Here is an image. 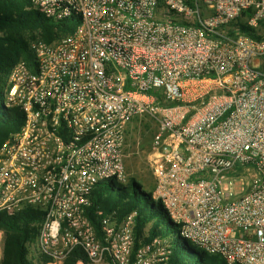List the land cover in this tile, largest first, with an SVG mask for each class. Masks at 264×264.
Instances as JSON below:
<instances>
[{"label":"built area","instance_id":"1","mask_svg":"<svg viewBox=\"0 0 264 264\" xmlns=\"http://www.w3.org/2000/svg\"><path fill=\"white\" fill-rule=\"evenodd\" d=\"M30 5L78 21L32 41L35 67L7 75L2 104L24 119L0 147V212L43 211L28 258L65 264L79 248L74 264H173L169 234L135 245L136 210L105 213L102 240L89 219L99 181L130 182L138 116L154 127L144 190L179 236L229 263L264 264V0Z\"/></svg>","mask_w":264,"mask_h":264},{"label":"trees","instance_id":"2","mask_svg":"<svg viewBox=\"0 0 264 264\" xmlns=\"http://www.w3.org/2000/svg\"><path fill=\"white\" fill-rule=\"evenodd\" d=\"M76 18L55 20L40 13L30 5V0H0V78L18 62L24 61L32 69L35 67V56L30 43L35 40L54 42L73 31ZM24 119L19 107H5L0 100V147L13 133L17 132ZM121 190V191H118ZM130 190V192H129ZM141 186L133 178L129 183L117 187L114 180L99 181L93 191L94 205L88 210L96 236L102 240L100 220L112 210L117 211L119 219L131 210H136L135 245L147 241L157 234H168L165 220L162 218L159 204L150 203L140 198ZM150 196V192H145ZM99 210L101 213L96 214ZM43 211L26 208L16 215L0 212V230L3 232V256L0 264H35L28 256V243L37 232L38 222ZM207 252H193L183 243H173V264H210ZM210 262L218 264L210 254ZM85 255L76 248L66 259L65 264H74L76 259ZM46 260L47 258L44 257Z\"/></svg>","mask_w":264,"mask_h":264},{"label":"rangeland","instance_id":"3","mask_svg":"<svg viewBox=\"0 0 264 264\" xmlns=\"http://www.w3.org/2000/svg\"><path fill=\"white\" fill-rule=\"evenodd\" d=\"M7 75L0 78V100H6L5 98V92H6V86H7ZM139 125V126H138ZM129 126H134V128L130 129V145L129 150L135 151L126 161L130 171H131V177L130 181L134 178L135 181L141 186L142 190L140 191L139 195L142 200H147L150 203H155L157 206H159V202L155 201L152 196H147L144 190L145 188H151L153 186V179L152 176L147 169L146 166V159L149 152V143L150 139L152 137L153 133V123L150 120H147L146 118H140L138 116L134 117L131 121ZM140 127V128H138ZM138 151V152H137ZM117 187H120L122 184H120L117 180L114 181ZM127 184V183H126ZM121 191V190H118ZM130 192V190H129ZM161 210V216L165 220V225L168 229V234L170 235L171 239L173 240V243L176 241H179L180 243H183L187 248L193 250V252H202V248L199 247L195 242H193L191 239L190 241L185 242L180 236L181 229L179 226H176L171 223L169 219V215L165 213L164 209L160 207ZM33 239L35 241L36 239V233L33 236ZM0 247L3 249V232L1 233L0 237ZM207 262L212 264L210 262V253L207 252ZM218 264H235L233 262H228L225 258L222 256H216L215 257Z\"/></svg>","mask_w":264,"mask_h":264}]
</instances>
